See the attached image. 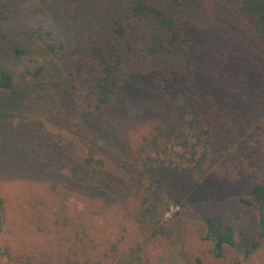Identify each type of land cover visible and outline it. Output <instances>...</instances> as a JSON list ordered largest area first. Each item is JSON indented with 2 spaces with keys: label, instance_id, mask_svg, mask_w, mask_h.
<instances>
[{
  "label": "rangeland",
  "instance_id": "1",
  "mask_svg": "<svg viewBox=\"0 0 264 264\" xmlns=\"http://www.w3.org/2000/svg\"><path fill=\"white\" fill-rule=\"evenodd\" d=\"M49 1L47 10L45 6L37 10L42 0H0V71H10L20 84L13 91H0V264H116L136 243L142 244L143 264H193L195 257L204 264H264V230L261 233L259 228L260 212L252 184L240 181L232 161L225 165L215 161L214 145L204 173H199V183L184 194L180 222L174 226L178 233L175 246L148 240L154 220L139 208L134 190H125L113 196L114 200L99 196L81 187L70 168L58 163L60 158L71 167L83 166L81 155L86 146L78 141L64 145L71 134L67 115L58 103L59 85L76 60L84 57L81 38L98 33L90 24L84 27L87 19L69 20L72 14L82 15L81 0ZM246 1L182 0L184 23L196 41L192 60L200 64V85L207 89L216 90L210 60L218 51L232 49L258 61V44L242 22ZM69 9L74 13H68ZM51 13L58 14L57 29L61 24L71 29L83 26L80 35L56 55L45 51L35 32L50 22ZM14 47L25 52L15 56ZM158 61L150 57L132 64L107 116L112 119L94 124L92 133L98 137L91 134L86 144L107 163L123 156L122 152L133 154L150 140L151 126L160 112L154 85ZM42 64L46 68L40 76L28 72ZM253 76L259 89L248 101H241L232 91H224L220 97L229 116L262 107L264 74L254 71ZM71 103L74 111L80 112L93 98L79 86ZM185 133L176 131L175 141ZM234 150L235 146L229 149ZM53 151L57 154L51 155ZM46 160L49 166L44 165ZM176 210L172 207L166 214L172 225L175 217L171 212ZM206 217L234 230V244L224 245L219 256L214 254L213 242L204 239ZM255 241L258 244L248 250Z\"/></svg>",
  "mask_w": 264,
  "mask_h": 264
},
{
  "label": "trees",
  "instance_id": "2",
  "mask_svg": "<svg viewBox=\"0 0 264 264\" xmlns=\"http://www.w3.org/2000/svg\"><path fill=\"white\" fill-rule=\"evenodd\" d=\"M81 3L82 15L72 14L69 20L87 19L89 23L84 27L90 24L98 34L81 38L84 57L76 60L65 81L59 85L58 103L62 113L67 115L65 121L71 134L64 145L78 141L86 147L81 155L82 167L74 163L71 167L67 164L69 161L64 163L60 158L58 163L70 168L72 178L81 187L99 196L112 199L125 190H134L139 208L154 220L148 240L158 245L168 241L175 246L178 233L174 226L180 222L178 215L184 194L199 183V173H204L210 146L214 145L215 161L223 165L232 161L239 171L240 181L252 184L262 233L264 100L261 108L256 107L253 112L235 117L223 110L220 97L224 91H232L245 102L259 89L253 72L264 74V0L246 1L242 17L249 37L258 44V61L241 56L232 49L220 50L211 57L212 87L219 91L200 85L202 70L200 64L192 60L196 41L184 23L180 8L182 0H81ZM50 4L49 0H42L37 10L44 6L47 10ZM67 12L74 13L71 9ZM50 18L47 25L38 26L35 32L45 51L56 55L80 35L83 26L71 29L70 25L64 27L61 24L57 29L58 14L51 13ZM24 52L18 47L13 48L15 56ZM150 57L159 59L154 85L160 104L158 117L151 126V138L133 154L122 152L123 156L107 163L86 143L93 134L95 123L112 119L107 116L112 113L120 81L130 66ZM44 68L42 64L28 72L38 77ZM19 85L10 71H0V91H13ZM79 86L89 92L93 103L83 111L75 112L71 100ZM180 130L187 133L180 141H175V133ZM232 146L235 150L230 152ZM46 164L49 166L50 161L46 160ZM172 207L177 208L171 212V217H175L173 225L166 218ZM2 210L0 197V225ZM204 227V239L213 242L216 256L220 255L224 245L234 244V230L229 224L206 217ZM257 244L253 242L248 250ZM141 250L142 244L136 243L129 249L127 257L116 264H143ZM193 264L204 262L195 257Z\"/></svg>",
  "mask_w": 264,
  "mask_h": 264
}]
</instances>
